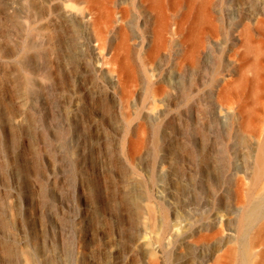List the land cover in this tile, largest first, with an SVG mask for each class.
I'll list each match as a JSON object with an SVG mask.
<instances>
[{"label": "rangeland", "instance_id": "rangeland-1", "mask_svg": "<svg viewBox=\"0 0 264 264\" xmlns=\"http://www.w3.org/2000/svg\"><path fill=\"white\" fill-rule=\"evenodd\" d=\"M260 147L264 0H0V264H264Z\"/></svg>", "mask_w": 264, "mask_h": 264}, {"label": "bare ground", "instance_id": "bare-ground-1", "mask_svg": "<svg viewBox=\"0 0 264 264\" xmlns=\"http://www.w3.org/2000/svg\"><path fill=\"white\" fill-rule=\"evenodd\" d=\"M106 17H104V19H102L101 22H99V19L96 17V19L93 22L94 28L96 30L95 34H97L98 38L100 39V42L98 43V44H100V47H103L104 42H105L103 32L106 31L109 28V25H110L109 19L106 18ZM260 149L264 150V147H260ZM263 161H264V155H263L262 152H260L259 155H258V171L262 170ZM262 198H263V194L260 195L259 199H262ZM257 200L255 199V197L253 195H251L248 198L247 202L242 207V211H241V214H240V217H239V230H238L240 237H243L246 234L244 221L247 218L252 206H254L257 203ZM146 226L144 224V227H146ZM149 256H151V253H150ZM251 256H252V252H251L250 248H243L241 250V252H240V260H239L238 264H249Z\"/></svg>", "mask_w": 264, "mask_h": 264}]
</instances>
